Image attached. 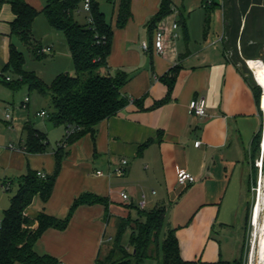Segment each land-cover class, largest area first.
<instances>
[{
  "label": "crops",
  "instance_id": "crops-1",
  "mask_svg": "<svg viewBox=\"0 0 264 264\" xmlns=\"http://www.w3.org/2000/svg\"><path fill=\"white\" fill-rule=\"evenodd\" d=\"M25 1L41 11L47 0ZM93 1L112 27L110 52L98 73L126 74L128 79L120 92L128 104L98 124L93 138L86 134L63 146L58 172L55 153L65 128L49 117L37 116L40 111L50 116L48 98L40 96L43 103L33 110L37 123L27 120L14 125L13 119H4L6 131L15 132L16 138L0 142V170L6 172L0 187L8 185L9 190L15 183L18 189L15 181L27 171L54 177L49 199L43 202L36 196L25 216L34 219L42 213L63 220L74 200L83 194L106 201L76 207L63 230L49 228L42 233L34 252L54 258L57 264H96L115 246L122 221H127L126 229L132 235L134 221L143 222L145 213L163 207L164 221L168 217L170 225L168 233L176 238L183 261H235L244 235L246 151L262 116L261 97L259 102L254 97L251 73L225 55L223 1L218 4L210 0L205 12L192 19L201 0H171L170 13L152 22L160 0H131V17L122 28L115 24L116 5L107 0ZM217 7L221 11L219 26L214 13ZM13 17L9 4L0 3V84L8 77L3 69L10 46L15 47L13 38L18 37L10 32ZM259 22L251 19L249 37L260 35L256 32ZM173 23L179 26V37L168 40L165 53L157 55L151 47L153 32ZM243 26L244 20L239 38ZM143 42L149 45L147 51L141 49ZM165 79H172L171 87ZM197 98L204 99L203 117L194 116L189 109V103ZM7 105L5 102L4 107ZM28 125L45 136L43 153L24 151ZM197 141L200 144L195 147ZM122 159L127 165L119 177L113 169ZM177 168L194 176L196 182L178 186ZM122 192L129 196L128 202L120 198ZM142 194L145 208L140 210L136 202ZM162 241L159 234V243ZM125 249L130 252L132 246ZM160 259L159 250L142 263L130 258L125 264H160Z\"/></svg>",
  "mask_w": 264,
  "mask_h": 264
},
{
  "label": "trees",
  "instance_id": "trees-1",
  "mask_svg": "<svg viewBox=\"0 0 264 264\" xmlns=\"http://www.w3.org/2000/svg\"><path fill=\"white\" fill-rule=\"evenodd\" d=\"M82 1L47 0L42 10L37 11L25 0H0V3L7 2L9 4L14 16L10 22L11 34L18 35L25 45L32 44L31 28L39 14L45 17L51 28L64 35L75 72L73 76L58 74L48 86L45 85L34 72L24 68V57L14 46L9 48L8 63L3 69V73L10 70L17 76V79L10 85L11 89L25 85L29 92L35 91L39 96L48 98L51 109L49 120L64 126L65 134L55 153V172H58L64 156L63 146L71 145L86 134L93 138L98 124L114 117L128 104V100L120 92L128 79L126 74L122 71H115L114 74L108 72L106 75L98 73L100 68L105 67V61L110 52L112 27L106 21L98 4L93 0H91L89 11L91 23L89 25L79 24L76 16L81 11ZM222 1L224 2V0ZM107 2L117 6L115 24L118 28H122L131 17V0H107ZM249 4L246 3V6ZM170 9L171 0H160L159 8L152 22L166 17L170 13ZM251 12L252 8L248 10L247 15ZM250 15L251 19L257 18L256 14ZM223 16H226V13L223 12ZM247 17L241 35H244L246 30ZM225 19L224 17V34L226 36L224 48L229 42L228 33L233 35L232 39L234 40V35L239 32V29L234 30L230 23L226 25ZM256 38L259 39L260 36ZM1 75L3 78V74ZM9 82L11 81H5L7 85ZM165 82L168 87H171L172 79H165ZM253 94L256 101L259 102L261 90L255 83ZM25 131L24 151L32 154L43 153L47 147L45 136L29 125ZM67 132L71 134L68 135ZM15 182L18 189L11 197L10 204L4 210L0 221V264H57L54 258L48 255L40 256L33 250L35 242L42 233L49 228L63 230L78 206L106 203L104 199L96 195L83 194L74 200L67 217L63 220L54 219L42 213L34 219H30L25 216L26 209L36 196L43 202L49 199L54 177L41 179L36 172L27 171ZM144 217L145 221L143 222L134 221L135 229L130 237L133 252H128L120 244L121 236L127 226L126 221H122L115 237V246L104 260H98L96 264H125L130 258H133L137 263H142L146 258L156 256L159 250L161 251L160 264H196L181 259L178 243L172 232L167 234L161 244L159 243V234L164 222L163 207L145 213ZM115 250L119 254H126V256L123 257V260L109 262L108 258ZM209 264H240V262L236 260L231 263L218 261Z\"/></svg>",
  "mask_w": 264,
  "mask_h": 264
},
{
  "label": "rangeland",
  "instance_id": "rangeland-1",
  "mask_svg": "<svg viewBox=\"0 0 264 264\" xmlns=\"http://www.w3.org/2000/svg\"><path fill=\"white\" fill-rule=\"evenodd\" d=\"M201 1H199L198 5H195L198 7L192 12V19L203 14V11L205 12L206 0H203L202 4ZM216 3L219 4L220 0H216ZM223 3L224 13H226V16H224L226 18V25H229L230 23L231 26L234 27V30L239 29V25L243 20L245 22V18L248 16L246 30L242 38L240 37L241 39L237 32L234 35V40L232 39L233 35L228 33L229 42L226 44L225 55L228 60L237 65L238 68L251 73L247 66L248 60H261L264 62V0H224ZM246 3L250 4L246 6ZM193 7L194 5H191V10H193ZM250 8H252L250 14H253V16L256 14L257 18L261 19V23H257L259 28L256 27V32L260 34L259 39L255 36L249 37V26L251 25L252 16L250 14L247 15V12ZM214 13L217 15V20H221V11L219 7H217V10ZM214 13H210L212 17H214ZM76 20L81 25H89V13L84 12L81 9L80 13L76 16ZM219 23L220 21L217 23V26L220 25ZM13 39L15 47L24 57V68L28 71L34 72L43 80L45 85L48 86L59 72L70 76L75 74L71 58L67 52L63 33L51 28L42 14H39L32 24L31 45H25L19 37H14ZM47 46H53L54 52L41 54L38 52V48H45ZM5 76H8L11 79V82L7 85L3 80V83L0 84V94L2 95V97H0V142L4 140H7L8 142V140L16 138L15 132L6 131L7 129L4 124L5 114H8L11 119H13L14 125L15 122L21 124L27 120L37 123L38 120L35 118L33 110L43 103V100L39 98L40 96L35 91L29 92L25 85H20L15 89H11L10 85L17 79V76L10 70L5 72ZM25 98H28L29 107L23 108L21 103L24 102ZM5 102L8 103L6 108L4 107ZM262 142H264V120L261 118L258 129L247 146L246 151L248 172L246 178V202L244 205V235L240 244V254L236 259L240 264L256 263V256L253 254L251 258V252L254 243L258 238L259 231L256 227L252 226V211L257 201L259 189L264 185V171H262L261 166L262 157H264V153H261ZM5 173L6 172L0 170V184L3 181V175ZM16 191L15 183H13L8 191H4L0 188V221L3 209L9 206L10 199ZM167 220L164 221L163 227L160 231L161 241L170 231V225H168L169 222ZM130 237L131 232L126 229L121 236L120 244L125 248H131ZM131 252H133V249H131ZM124 256H126V254H119V252L115 250L114 253L110 254L108 261L116 262L118 260H123Z\"/></svg>",
  "mask_w": 264,
  "mask_h": 264
},
{
  "label": "built area",
  "instance_id": "built-area-1",
  "mask_svg": "<svg viewBox=\"0 0 264 264\" xmlns=\"http://www.w3.org/2000/svg\"><path fill=\"white\" fill-rule=\"evenodd\" d=\"M210 0H206V4H209ZM90 5H91V0H83L82 1V6L81 9L84 12L89 13L90 11ZM91 23V18L89 17V24ZM179 26L177 23H173L170 27H160L157 28L152 35V40H151V47L153 49V51L157 54V55H163L166 51V42L170 39H177L179 37V34L177 33ZM149 48V45L145 42H143L141 44V49L143 51H147ZM38 52L41 53H51L52 52V47L51 46H47L45 48H39ZM248 66V65H247ZM250 70V69H249ZM251 71V70H250ZM252 73V78L254 83L256 84V86H258L260 88L261 91L262 90L261 86L258 85L257 79L254 76L253 72ZM5 81H10L9 77L5 78ZM262 95H260L261 97ZM28 103V98H25L24 102L22 103V107L26 108V105ZM189 109L192 111V113L194 114V116L196 117H203L205 116V103H204V99L203 98H197L192 100L189 103ZM259 110L261 112V116H262V120H264V108H262V105L260 104ZM37 116L40 117H48L47 113L45 111H40L37 113ZM4 118L6 121H10L11 117L8 114L4 115ZM66 134H71L69 132H67ZM200 144V142H195L194 146L198 147ZM63 145V144H62ZM262 145H264V142H262L261 144V153H264V147H262ZM10 148H12V146H9ZM127 165V161L125 159H122L119 163L118 166H116L113 169V174L116 176H123L124 175V169ZM37 176L40 177L41 179H44L46 177L45 174L41 173V172H36ZM97 175H101L100 172H96ZM194 182H196V178L194 176H192L191 174L187 173L184 170L181 169H176V183L178 186H184L187 184H193ZM2 190L7 191L8 190V185H2L0 187ZM152 193H154V191H152ZM120 198L123 201L128 202L129 201V196L122 192L120 193ZM136 207L140 210H143L145 208V195L142 194L140 199L136 202Z\"/></svg>",
  "mask_w": 264,
  "mask_h": 264
},
{
  "label": "bare ground",
  "instance_id": "bare-ground-1",
  "mask_svg": "<svg viewBox=\"0 0 264 264\" xmlns=\"http://www.w3.org/2000/svg\"><path fill=\"white\" fill-rule=\"evenodd\" d=\"M247 65L256 77L258 85L261 86L262 90H264V62L260 60H248ZM261 105L262 108H264V94L261 96ZM262 147H264V145H262ZM261 166L262 171H264V157H262ZM257 196V201L252 211V226L256 227L259 233L252 248L251 258L253 254H255V264H264V185L260 187Z\"/></svg>",
  "mask_w": 264,
  "mask_h": 264
},
{
  "label": "water",
  "instance_id": "water-1",
  "mask_svg": "<svg viewBox=\"0 0 264 264\" xmlns=\"http://www.w3.org/2000/svg\"><path fill=\"white\" fill-rule=\"evenodd\" d=\"M264 94V91H261V95Z\"/></svg>",
  "mask_w": 264,
  "mask_h": 264
}]
</instances>
